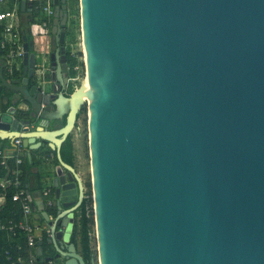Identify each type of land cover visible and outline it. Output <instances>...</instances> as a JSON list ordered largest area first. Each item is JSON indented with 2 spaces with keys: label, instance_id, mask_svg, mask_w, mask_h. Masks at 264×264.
I'll return each instance as SVG.
<instances>
[{
  "label": "water",
  "instance_id": "water-1",
  "mask_svg": "<svg viewBox=\"0 0 264 264\" xmlns=\"http://www.w3.org/2000/svg\"><path fill=\"white\" fill-rule=\"evenodd\" d=\"M54 2L44 90L28 31L23 76L0 49V137L58 157L54 206L31 193L51 231L39 259L88 264L73 241L87 186L61 154L85 108L91 264H264V0H80L89 85L71 94L69 0Z\"/></svg>",
  "mask_w": 264,
  "mask_h": 264
},
{
  "label": "built area",
  "instance_id": "built-area-1",
  "mask_svg": "<svg viewBox=\"0 0 264 264\" xmlns=\"http://www.w3.org/2000/svg\"><path fill=\"white\" fill-rule=\"evenodd\" d=\"M31 1L36 2L33 6V11L36 10L39 16H34L29 20V31L34 40L37 55L40 57L37 64L39 72L38 80L44 90L47 82L45 74L48 68L47 56L51 52L55 2L54 0ZM0 4V49L2 50V55H4L8 62L7 69L10 72H19L23 70L24 54L26 51L24 41L25 27L22 19V0H0ZM66 44L67 49L70 45L71 54L77 56L79 59V62L73 67L69 65L70 70L73 69L76 71V74L69 75V83L64 92L71 94L73 90L81 84V73L85 71L87 77L88 64L85 59L86 54L83 40L81 43V51L74 49L73 47H75V44L73 41H69V39ZM27 125L28 124H24L23 127ZM28 152L29 147L24 144V138L22 136L13 139L12 145H10L8 149L5 148L0 152L2 163L7 166L5 175L0 177V196H7L10 194L11 199L15 202V206H17L15 209H18L20 212V217L18 219H14L13 217L3 219L0 217V231H5L11 241H14L15 237L20 235L25 238L23 243L17 242L16 248L19 250L17 254H13L10 248L5 251L11 264H42L38 254L40 237L36 233V226L33 221L35 211L34 199L31 196L32 192L28 189L24 180V168L22 167L24 157L28 155ZM36 155L40 160L52 163L55 160L56 152L51 149H41L36 152ZM11 156L15 157V165L9 167L7 161ZM44 183L45 184L42 186V199L44 205L47 207L54 206L55 192L53 183L48 181H44ZM85 202L88 213L93 212L95 215V202L94 199L91 198L88 188H86L85 192ZM47 232L48 236H50L51 231L48 230ZM24 246L27 247V253L26 251H22Z\"/></svg>",
  "mask_w": 264,
  "mask_h": 264
},
{
  "label": "trees",
  "instance_id": "trees-1",
  "mask_svg": "<svg viewBox=\"0 0 264 264\" xmlns=\"http://www.w3.org/2000/svg\"><path fill=\"white\" fill-rule=\"evenodd\" d=\"M71 3L69 4V14L71 12V9L75 8L74 0H70ZM77 3V0H76ZM31 16H39L37 14L36 10L31 13ZM71 31L68 27V36L70 37ZM73 38H69V41H72ZM81 53V52H80ZM68 61L69 65L73 67L75 64L79 62V59L77 56L71 54L70 45L68 48ZM71 75H75L76 71L71 69L70 71ZM86 109L82 111L85 112ZM79 116H81V114ZM79 126V123H78ZM5 149L4 146L0 147V152ZM49 148V147H48ZM51 149V148H49ZM41 149L34 150V155H36L37 151H40ZM54 150V149H51ZM55 151V150H54ZM56 152V151H55ZM61 154L63 159L72 165H77V157L75 153V144H74V133H71L66 140L62 144ZM35 158V157H34ZM55 162L58 163V157L56 153ZM7 164L9 167H12L15 165V157L11 156L9 157ZM33 164H38L37 160L34 159L33 163H31L28 159V155L24 157V163L22 164V167L24 168V180H27L26 177V171L30 170ZM7 170L6 164L2 163V157H0V177L4 176ZM2 206V207H1ZM15 202L10 197V194L7 196H0V217L3 219H8L10 217H13L14 219H18L20 217V212L18 209H15ZM75 222H74V229H73V240L74 242L79 246L80 251L83 255V257L86 259L88 264H91L93 262V258L95 256V253L97 252L93 245V231H94V225H95V218L92 213H88L87 211V205L86 202L82 204V206L79 208V210L76 213L75 216ZM48 238V232L44 235L43 240ZM25 241V238L23 236H17L15 237L14 241H11L7 233L5 231H0V264H11V261L7 258V255L5 254V251L10 248L13 254H17L19 250L16 248L17 242L23 243ZM22 251H26L27 253V247L24 246Z\"/></svg>",
  "mask_w": 264,
  "mask_h": 264
},
{
  "label": "crops",
  "instance_id": "crops-1",
  "mask_svg": "<svg viewBox=\"0 0 264 264\" xmlns=\"http://www.w3.org/2000/svg\"><path fill=\"white\" fill-rule=\"evenodd\" d=\"M27 1L32 2L33 6L36 3L35 1H31V0H27ZM9 6H10V3H9ZM33 6H32V10H29V9L26 10V11L22 10V13H23L22 19H23V24H24V27H25V33L27 31L30 33V31H29L30 23H28V22H30L29 20L32 18L31 12H33ZM0 9H1V4H0ZM30 37L32 38L31 33H30ZM68 39H69V36L67 37V40ZM2 56L4 57V55H2ZM5 72H7V68L5 69ZM16 73H18V74L14 75L15 77H18L20 75L23 76L24 66H23V70L22 71H19V72H16ZM50 73L51 72L48 73V77H47V80H48L47 82L48 83L46 82V85H48L50 80H51V74ZM35 77L38 80V77H39L38 70L36 71ZM38 83H39V80H38ZM6 100H7V94H3V95L0 94V111L6 110V109H8L11 106V100L8 99V102H6ZM63 123H64L63 121H60L58 124L62 125ZM24 124H29V122H25ZM76 131L73 132L74 133L75 153H76V157H77V165H76V167L78 168V170L80 171L81 175L83 176L82 170L80 169L79 164H78V159L80 157V153H79V143H78V139H77V136H78L77 134L78 133H75ZM10 145H12V140L10 138H1L0 137V147L4 146L5 148L8 149V147ZM42 147H43V148H41L42 150L44 148L46 150L49 149L48 146H46V144H43ZM34 157H35L34 159L37 160L38 164H33L31 169L26 171L27 180H25L26 185H27L28 189L31 192H36L38 189H42L43 184H45L44 181L45 182L48 181V182H52L53 183V173H54V170H55V166L57 164L55 162V160L52 163H47V162H44L43 160H40L37 155H34ZM34 207H35V211H34V216H33L34 219H33V221H34V224L36 226V233L40 237V241H39L38 247L42 243H44V250H48L51 245L46 241L47 239L43 240L44 235L47 234V231L49 230V228L46 226L45 219H44L45 210L41 207V205H37L36 204V200L35 199H34ZM75 216H76V214H75ZM77 247H78V249L80 251V248H79L78 245H77ZM41 262H42V264H45L44 260H42Z\"/></svg>",
  "mask_w": 264,
  "mask_h": 264
},
{
  "label": "rangeland",
  "instance_id": "rangeland-1",
  "mask_svg": "<svg viewBox=\"0 0 264 264\" xmlns=\"http://www.w3.org/2000/svg\"><path fill=\"white\" fill-rule=\"evenodd\" d=\"M75 8L71 9L70 18L68 27L71 31V35L69 38H73L72 41L75 44L74 49L82 50V31H81V7L80 0H74ZM71 1H69V4ZM83 53V52H82ZM86 72L84 71L80 75V82L86 79ZM78 132H77V131ZM79 143V153L80 157L78 159V164L80 169L82 170V174L84 180L86 182V186L91 194V198H93V182H92V172H91V156H90V148H89V125H88V109L83 112L79 118V126L75 129ZM93 205V203H92ZM93 211V210H92ZM94 215V213H93ZM95 218V215H94ZM93 235V245L97 251L98 243H97V235H96V222L94 225ZM97 252L95 253V255Z\"/></svg>",
  "mask_w": 264,
  "mask_h": 264
},
{
  "label": "bare ground",
  "instance_id": "bare-ground-1",
  "mask_svg": "<svg viewBox=\"0 0 264 264\" xmlns=\"http://www.w3.org/2000/svg\"><path fill=\"white\" fill-rule=\"evenodd\" d=\"M84 51H85V59H86V62H87V64H88V54H87V51H86V49H85V47H84ZM86 82H87V85H89V77H87L86 78Z\"/></svg>",
  "mask_w": 264,
  "mask_h": 264
},
{
  "label": "flooded vegetation",
  "instance_id": "flooded-vegetation-1",
  "mask_svg": "<svg viewBox=\"0 0 264 264\" xmlns=\"http://www.w3.org/2000/svg\"><path fill=\"white\" fill-rule=\"evenodd\" d=\"M70 69V68H69Z\"/></svg>",
  "mask_w": 264,
  "mask_h": 264
}]
</instances>
